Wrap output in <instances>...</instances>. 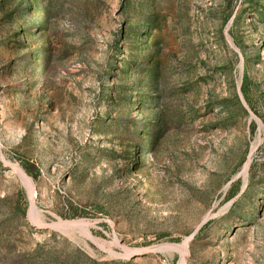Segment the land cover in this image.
<instances>
[{"label": "rangeland", "instance_id": "rangeland-1", "mask_svg": "<svg viewBox=\"0 0 264 264\" xmlns=\"http://www.w3.org/2000/svg\"><path fill=\"white\" fill-rule=\"evenodd\" d=\"M0 264H264V0H0Z\"/></svg>", "mask_w": 264, "mask_h": 264}, {"label": "bare ground", "instance_id": "bare-ground-1", "mask_svg": "<svg viewBox=\"0 0 264 264\" xmlns=\"http://www.w3.org/2000/svg\"><path fill=\"white\" fill-rule=\"evenodd\" d=\"M15 169V168H14ZM19 173L21 174V176L23 177L25 183L29 186L32 187V182L31 179L26 175V173L21 169L18 168ZM32 209V208H31ZM37 211V210H36ZM33 212V211H32ZM34 215V214H33ZM77 223V222H76ZM81 223V222H78ZM103 246V245H102ZM189 246L188 244V240H186L182 245L178 246L179 248H181L183 254H185L187 252V247ZM187 255V254H186ZM182 263V262H181ZM184 263V261H183Z\"/></svg>", "mask_w": 264, "mask_h": 264}]
</instances>
